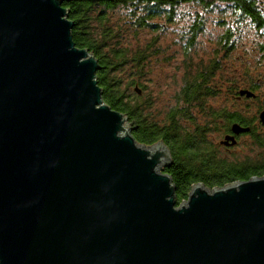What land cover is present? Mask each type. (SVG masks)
<instances>
[{
	"label": "water",
	"instance_id": "95a60500",
	"mask_svg": "<svg viewBox=\"0 0 264 264\" xmlns=\"http://www.w3.org/2000/svg\"><path fill=\"white\" fill-rule=\"evenodd\" d=\"M61 4L0 0V264H264V176L176 206L168 149L104 103Z\"/></svg>",
	"mask_w": 264,
	"mask_h": 264
},
{
	"label": "trees",
	"instance_id": "16d2710c",
	"mask_svg": "<svg viewBox=\"0 0 264 264\" xmlns=\"http://www.w3.org/2000/svg\"><path fill=\"white\" fill-rule=\"evenodd\" d=\"M188 2L197 3L202 8L220 3L231 7L236 14H240L241 19H248L251 28L259 31L263 37L258 52L261 53L264 61V13L257 7V0H62L61 4L62 8L67 10V19L73 23L71 37L74 45L79 49L88 50L98 63L96 81L102 91L104 103L127 118L132 129L131 135L138 144L151 146L161 142L168 149L171 162L163 168V172L171 178L175 187L176 206L186 200L193 185L201 184L207 189H213L264 176V132L257 133L251 125L252 120L247 119L240 112L228 113L224 109L218 112V119L222 118L225 122L221 131L226 133L233 124L249 128V133L241 136H250L253 146L262 151L258 162L239 164L220 159L203 140L196 138L195 134H190L189 131L183 133L184 129L178 125L180 121L178 119L186 118L192 121L190 107L196 106L197 103L201 104L206 97L213 94L208 85L212 75L217 71L216 61H208L204 68L199 67L184 80L176 96L177 108L166 113L164 122H157L150 111L151 101L141 100L143 92L137 87L135 80L131 78L127 85L123 86V79L120 77L129 65L131 76L137 79L141 77L150 58L145 50L148 48L127 53V50L119 45H109L115 37L111 39L108 29H104L99 34L97 30L104 28L105 14L118 7H126L133 14L142 9L143 14L138 18L135 16L131 21L135 28L141 29L149 27L148 22L155 17L164 16L168 22H171L174 9L179 4ZM93 16H95L94 20ZM198 23L200 24L198 21L193 23L194 26L191 25L190 31L192 28V32L195 33L197 29L194 27L198 26ZM229 40L231 36L227 33L224 35L223 43L229 45ZM190 45L191 41L188 42V46ZM131 86L136 99H132L127 93V88ZM256 90L255 83L249 82L239 87L235 95L236 98L242 97L239 101L245 100L246 97L240 96L239 92L246 91L253 95L248 101L257 102L259 93ZM258 111L259 116L264 112V106H260Z\"/></svg>",
	"mask_w": 264,
	"mask_h": 264
},
{
	"label": "rangeland",
	"instance_id": "374dc122",
	"mask_svg": "<svg viewBox=\"0 0 264 264\" xmlns=\"http://www.w3.org/2000/svg\"><path fill=\"white\" fill-rule=\"evenodd\" d=\"M257 1V7L264 13V0ZM141 12L139 9L133 14L126 7H118L105 14V26L97 30L99 34L108 29L111 39L115 37L109 45H119L127 53L148 48L145 50L150 58L141 77H132L129 65L120 74L123 86L133 78L143 92L141 100L151 101L153 119L161 123L169 110L177 108L176 96L184 80L199 67L204 68L208 61H216L217 71L208 85L213 94L201 104L190 107L192 121L178 119V125L184 129L183 133L195 134L228 163L258 162L262 151L253 146L250 136H241L235 147L224 149L220 143L225 122L218 119V112L222 109L228 113L240 112L252 120L251 125L257 133L264 132L257 114L259 107L264 106V61L258 52L263 37L259 31L251 28L248 19H241L231 7L220 3L206 8L194 2L182 3L174 9L171 22L164 16L155 17L148 22L149 27L137 29L131 21L143 14ZM196 21L200 24L194 27L197 30L193 33L190 27ZM227 33L231 36L229 45L223 43ZM249 82L256 85L259 93L257 102H250L245 97L241 101L242 97L236 98V90ZM127 93L132 99L137 98L132 86L127 88Z\"/></svg>",
	"mask_w": 264,
	"mask_h": 264
},
{
	"label": "flooded vegetation",
	"instance_id": "af4514ba",
	"mask_svg": "<svg viewBox=\"0 0 264 264\" xmlns=\"http://www.w3.org/2000/svg\"><path fill=\"white\" fill-rule=\"evenodd\" d=\"M223 132V131H222ZM232 134H231V132H230V130L228 129V131L226 132V133H224V135H223V138L224 137H226V136H231ZM241 137V135L239 136V137H237V138H235L236 139V142L238 141V138H240ZM236 146V145H235ZM234 146V147H235ZM224 147V146H223ZM231 148H233V147H224V149H226V150H229V149H231Z\"/></svg>",
	"mask_w": 264,
	"mask_h": 264
}]
</instances>
